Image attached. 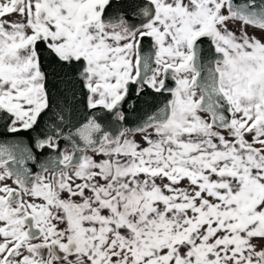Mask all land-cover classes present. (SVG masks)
<instances>
[{
	"label": "snow or ice",
	"instance_id": "6c2138e0",
	"mask_svg": "<svg viewBox=\"0 0 264 264\" xmlns=\"http://www.w3.org/2000/svg\"><path fill=\"white\" fill-rule=\"evenodd\" d=\"M0 264H264V0H0Z\"/></svg>",
	"mask_w": 264,
	"mask_h": 264
},
{
	"label": "crops",
	"instance_id": "0c3cea01",
	"mask_svg": "<svg viewBox=\"0 0 264 264\" xmlns=\"http://www.w3.org/2000/svg\"><path fill=\"white\" fill-rule=\"evenodd\" d=\"M229 27L232 28L233 25L231 23H229ZM236 27H238V25H236ZM248 31H249V34H252V32H253V30L251 28H249ZM257 34H259V33H257Z\"/></svg>",
	"mask_w": 264,
	"mask_h": 264
},
{
	"label": "rangeland",
	"instance_id": "374dc122",
	"mask_svg": "<svg viewBox=\"0 0 264 264\" xmlns=\"http://www.w3.org/2000/svg\"><path fill=\"white\" fill-rule=\"evenodd\" d=\"M14 18V17H13Z\"/></svg>",
	"mask_w": 264,
	"mask_h": 264
}]
</instances>
